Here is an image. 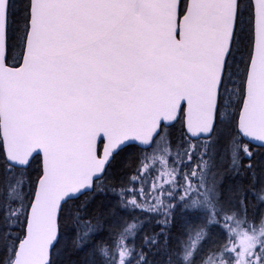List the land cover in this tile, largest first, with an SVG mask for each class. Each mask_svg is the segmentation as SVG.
<instances>
[{"label": "snow or ice", "instance_id": "1", "mask_svg": "<svg viewBox=\"0 0 264 264\" xmlns=\"http://www.w3.org/2000/svg\"><path fill=\"white\" fill-rule=\"evenodd\" d=\"M17 3L0 0V264H58L68 221L84 264H264V183L226 192L216 163L240 175L264 148V0ZM109 194L124 215L105 229L81 209Z\"/></svg>", "mask_w": 264, "mask_h": 264}, {"label": "trees", "instance_id": "2", "mask_svg": "<svg viewBox=\"0 0 264 264\" xmlns=\"http://www.w3.org/2000/svg\"><path fill=\"white\" fill-rule=\"evenodd\" d=\"M17 6H20V0H18ZM179 128V126H177ZM254 155L251 160L252 167L249 169L247 167L249 161L246 159L244 161V167L241 169V175L242 180L239 178L240 175H236V177H232L234 179L233 182H231V186L233 187L236 184L243 186V188L247 191L252 182L253 179L257 182V186L259 185V170H260V160L264 158V148L256 147L253 149ZM38 170V164L33 165V175H35V172ZM239 178V179H238ZM109 196L105 195H98L97 198L94 201H91L86 204V206L81 209V215H86L88 217H101L102 223L105 227V229L108 227L110 223H113V218L110 215L112 211H115L117 213V218L120 215H124V213L120 212L119 209L115 208L112 203H115V201L110 200ZM109 198V199H107ZM84 198H81V201ZM81 201H77L75 207H79ZM253 205V206H252ZM183 211V210H182ZM260 212V207H257L255 199L251 196V193H248V215L249 217H252L255 213ZM176 211L173 212V223L170 226L171 232H169L168 229H165L164 235L159 236V244L161 248L164 245L165 242V236L171 235L175 236L177 231V224L179 222V218L177 217ZM180 217V216H179ZM162 219V217H153L151 218L150 223H145L143 232L141 235H144L145 233L149 236L153 235L154 233H159L161 231V226L156 223L157 220ZM61 231L63 234V240L60 245V253L58 256V264H84L85 262V254L83 252L77 251L73 247V239L75 237L76 232V226L68 221L61 224ZM137 243H139V240H137ZM145 251H148L146 248ZM3 255V252L0 251V256ZM149 259L153 261V264H163L164 262V254L163 251H158L156 248H152L149 253Z\"/></svg>", "mask_w": 264, "mask_h": 264}, {"label": "rangeland", "instance_id": "3", "mask_svg": "<svg viewBox=\"0 0 264 264\" xmlns=\"http://www.w3.org/2000/svg\"><path fill=\"white\" fill-rule=\"evenodd\" d=\"M217 167H218V170L220 172V175L223 176L224 178V189L225 191L227 192V190L229 189H235L237 186H241V185H238L236 184L237 181H235V185L232 187L231 186V182L234 181V179L232 177H236V174L235 173H232L230 171H227L228 169V160L225 156V154L223 152L220 153V155L217 157ZM260 170H259V183H264V158L260 160ZM110 200L112 201H115V198L112 197V196H109ZM107 198V199H109ZM115 203H112V205H110V207H112ZM253 206V205H252ZM183 209H178L176 211V214L178 215L177 217L180 219L179 217V212L182 211ZM260 212H264V207H260Z\"/></svg>", "mask_w": 264, "mask_h": 264}, {"label": "flooded vegetation", "instance_id": "4", "mask_svg": "<svg viewBox=\"0 0 264 264\" xmlns=\"http://www.w3.org/2000/svg\"><path fill=\"white\" fill-rule=\"evenodd\" d=\"M239 178H240L241 180L243 179L241 173H240V177H239ZM239 178H238V179H239Z\"/></svg>", "mask_w": 264, "mask_h": 264}]
</instances>
